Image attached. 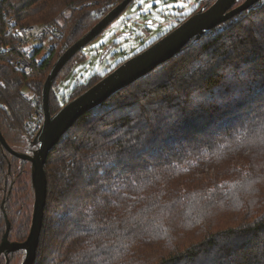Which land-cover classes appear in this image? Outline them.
<instances>
[{
  "label": "trees",
  "instance_id": "trees-1",
  "mask_svg": "<svg viewBox=\"0 0 264 264\" xmlns=\"http://www.w3.org/2000/svg\"><path fill=\"white\" fill-rule=\"evenodd\" d=\"M122 1L0 0V130L14 150L35 136L56 60ZM213 2L200 0L165 34ZM32 23H56L63 36L50 37L41 62L36 48L24 73L10 59L17 30ZM74 60L86 55L78 51L59 72L53 114L124 62L59 95ZM45 171L33 264H264V0L78 119ZM34 201L31 163L0 143V240L8 223L10 241L27 239ZM23 259L18 250L0 264Z\"/></svg>",
  "mask_w": 264,
  "mask_h": 264
},
{
  "label": "water",
  "instance_id": "water-1",
  "mask_svg": "<svg viewBox=\"0 0 264 264\" xmlns=\"http://www.w3.org/2000/svg\"><path fill=\"white\" fill-rule=\"evenodd\" d=\"M134 0H123L105 15L90 31L66 49L52 66L43 87L42 106L44 120L41 128L29 142L27 151L14 150L0 130V143L12 155L31 163L34 188V209L29 235L24 242L10 241V224L0 241V257L14 251H24L21 264H33L40 241L44 211L47 199V175L45 164L52 149L65 133L86 113L101 105L121 89L141 79L155 68L176 56L189 42L197 40L214 27L225 23L261 0H215L210 6L203 5L193 15L165 34L152 45L128 58L101 81L78 97L64 104L59 111L52 113L49 107L52 86L63 67L78 51H81L98 37L110 23ZM102 54L101 60L110 50ZM35 147V148H34ZM28 150H32L28 153Z\"/></svg>",
  "mask_w": 264,
  "mask_h": 264
},
{
  "label": "rangeland",
  "instance_id": "rangeland-1",
  "mask_svg": "<svg viewBox=\"0 0 264 264\" xmlns=\"http://www.w3.org/2000/svg\"><path fill=\"white\" fill-rule=\"evenodd\" d=\"M199 1L134 0L98 37L84 47L82 52L86 55V60L77 63L76 61L81 60L80 57L73 61V65L76 63L73 74L58 83L56 93L59 95L68 94L78 82H84L95 73H106L125 59L132 57L134 53L147 47L154 40L160 39L173 25L178 23L179 19L190 14L198 6ZM93 4L92 2L86 5ZM183 4H187L188 7H182ZM78 8L81 9L82 6ZM68 11L65 9L66 13ZM96 11L100 13V7H97ZM49 45L50 37L47 35L43 40L29 42L24 48L31 54L36 48H41L34 57L37 62H41L48 54ZM111 45L113 46L101 60L102 54ZM24 93L29 97L33 95L28 88L24 89ZM42 115L44 120V111ZM29 145L28 143L26 151ZM31 152L32 150H28V153Z\"/></svg>",
  "mask_w": 264,
  "mask_h": 264
},
{
  "label": "built area",
  "instance_id": "built-area-1",
  "mask_svg": "<svg viewBox=\"0 0 264 264\" xmlns=\"http://www.w3.org/2000/svg\"><path fill=\"white\" fill-rule=\"evenodd\" d=\"M98 12V11H97ZM8 33V31L6 32ZM58 37L62 36V30L56 23L53 24H29L20 27L16 32V46L19 48L18 53L10 59L12 66L21 70L24 73H29L32 69V59L29 50L24 48L33 40H41L43 37ZM43 123V115L38 114L32 121L33 136L39 131Z\"/></svg>",
  "mask_w": 264,
  "mask_h": 264
},
{
  "label": "snow or ice",
  "instance_id": "snow-or-ice-1",
  "mask_svg": "<svg viewBox=\"0 0 264 264\" xmlns=\"http://www.w3.org/2000/svg\"><path fill=\"white\" fill-rule=\"evenodd\" d=\"M182 7H188V5L187 4H183Z\"/></svg>",
  "mask_w": 264,
  "mask_h": 264
},
{
  "label": "flooded vegetation",
  "instance_id": "flooded-vegetation-1",
  "mask_svg": "<svg viewBox=\"0 0 264 264\" xmlns=\"http://www.w3.org/2000/svg\"><path fill=\"white\" fill-rule=\"evenodd\" d=\"M182 19V18H181ZM180 20V19H179Z\"/></svg>",
  "mask_w": 264,
  "mask_h": 264
}]
</instances>
